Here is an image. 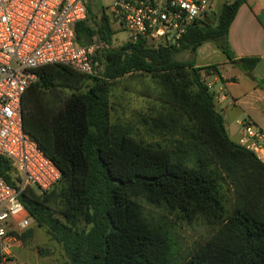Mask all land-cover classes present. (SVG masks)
Listing matches in <instances>:
<instances>
[{"label": "trees", "instance_id": "trees-1", "mask_svg": "<svg viewBox=\"0 0 264 264\" xmlns=\"http://www.w3.org/2000/svg\"><path fill=\"white\" fill-rule=\"evenodd\" d=\"M88 1L77 45L111 43L105 7ZM247 1L224 2L179 49L141 41L98 54L100 78L60 64L37 70L23 102L24 128L62 176L44 193L28 188L20 200L36 226L61 244L66 264H264V164L228 136L202 69L177 59L209 42L231 57L229 29ZM257 63L235 64L249 72ZM124 77L141 86L147 107L132 119L150 140L132 122L112 124L111 81ZM9 170L0 159L10 183ZM140 199L189 223L202 219L215 232L181 260L170 231L145 217Z\"/></svg>", "mask_w": 264, "mask_h": 264}, {"label": "built area", "instance_id": "built-area-1", "mask_svg": "<svg viewBox=\"0 0 264 264\" xmlns=\"http://www.w3.org/2000/svg\"><path fill=\"white\" fill-rule=\"evenodd\" d=\"M227 0H113L105 7L128 42L154 48H180L190 29ZM88 0H0V159L10 165L11 182L0 172V264H26L13 254L17 236L32 219L20 197L28 188L44 193L61 179V171L24 128V98L37 70L66 65L101 77L98 54L112 48L95 38L77 45L78 24L88 19ZM238 144L264 164V128L242 123Z\"/></svg>", "mask_w": 264, "mask_h": 264}, {"label": "crops", "instance_id": "crops-1", "mask_svg": "<svg viewBox=\"0 0 264 264\" xmlns=\"http://www.w3.org/2000/svg\"><path fill=\"white\" fill-rule=\"evenodd\" d=\"M207 44L187 62L202 69L228 136L238 143L244 121L251 120L264 128V0H248L238 10L228 33L231 57L219 46ZM242 59H258V63L246 72L235 64Z\"/></svg>", "mask_w": 264, "mask_h": 264}, {"label": "rangeland", "instance_id": "rangeland-1", "mask_svg": "<svg viewBox=\"0 0 264 264\" xmlns=\"http://www.w3.org/2000/svg\"><path fill=\"white\" fill-rule=\"evenodd\" d=\"M112 4L113 0H99V5L106 8ZM219 8L220 6L217 7L216 12ZM94 10L97 11L96 8ZM111 26L114 32L111 41L112 48L117 49L129 43V35L125 31L116 26L115 23L111 22ZM207 45V47L219 46L215 42H210ZM152 47L154 46L152 45ZM192 54L194 53L191 50H185L177 56V59L181 62H187L191 59ZM111 83L112 124L127 125L132 122L137 126L136 128L140 129L144 138L150 140V136L146 135L144 129L132 119L136 111H144L147 107L146 100L139 94L141 86L134 83L129 77H124L117 82L111 81ZM70 93L66 92L62 97ZM47 99L57 102L58 97L48 95ZM33 189L37 190L36 188ZM139 202L143 207L145 217L149 221L159 223L170 231L177 244V256L181 260L202 247L215 232L214 228L202 219L189 223L178 219L165 209L150 205L145 199H140ZM228 208L231 209V204H228ZM30 229L34 232L32 237L20 240L17 236V242L12 245L13 254L20 261L26 264H66L68 262V257L61 244L52 240L45 228H39L33 222Z\"/></svg>", "mask_w": 264, "mask_h": 264}]
</instances>
